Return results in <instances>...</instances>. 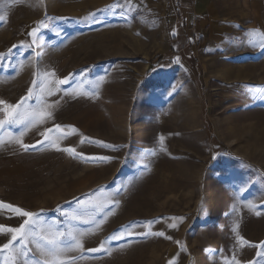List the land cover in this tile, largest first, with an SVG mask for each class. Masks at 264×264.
<instances>
[{
    "label": "rangeland",
    "instance_id": "obj_1",
    "mask_svg": "<svg viewBox=\"0 0 264 264\" xmlns=\"http://www.w3.org/2000/svg\"><path fill=\"white\" fill-rule=\"evenodd\" d=\"M0 17V100L31 87L21 112L51 106L33 125L0 111V201L65 233L64 264L264 260V37H224L174 0H0ZM24 219L0 209V225Z\"/></svg>",
    "mask_w": 264,
    "mask_h": 264
},
{
    "label": "snow or ice",
    "instance_id": "obj_2",
    "mask_svg": "<svg viewBox=\"0 0 264 264\" xmlns=\"http://www.w3.org/2000/svg\"><path fill=\"white\" fill-rule=\"evenodd\" d=\"M0 19H3V17H0ZM40 25L43 27H47L46 24H44L43 21L40 22ZM36 31V30H34ZM175 34V33H173ZM29 35H32V33H29ZM15 47V45L13 46ZM261 47H264V42L261 43ZM3 54H0V57H2ZM104 78L101 77L100 80L102 81ZM67 78L61 79L57 81L58 84H65L67 83ZM49 94L51 92L49 91ZM33 96V89L30 87L28 89V95L27 97H22L21 101L18 102L16 105L11 104H5V101L0 100V105H4V108H0V111H3L5 115L9 118L10 122H27L29 125H33L36 123H42L45 117H48L51 115V112L46 111V108L51 107L50 105H46L41 107L38 111H32V112H21V106L24 104L26 99H31ZM6 121L0 120V126H2ZM62 128L61 125L57 124L55 125L56 131H60ZM52 129H47L46 132L43 134L45 136V140H49V136L47 133L51 132ZM75 131V129H73ZM23 135V133H21ZM16 143H19L21 147L24 148L25 151L28 150V146L24 145L20 139L16 140ZM53 146L56 145L53 143ZM64 151L73 153L75 152V149L73 148H66ZM107 159V158H104ZM118 203V201H117ZM106 205H96L98 210H102L103 207ZM7 208L8 210L19 214L26 219H24L23 223H21L18 227H7L4 225H0V232H7L11 234V238L8 239L6 243L3 245H0V252H3L4 250L10 249V246L14 245V242L19 241L20 247L18 250L13 249L12 256L8 258L7 264H15V260L19 258V256L22 254L25 257V264H28L27 256L28 251L30 250L28 248L29 243L35 244L36 248L40 251L41 255L45 257L43 261L36 260L35 264H64V261L60 259V257L63 255V253L66 250L61 247L60 245V237L66 235L63 232L54 231L52 228H43L41 227L40 231L37 232L36 224L38 220V214L32 213L29 211L22 210L19 207L5 204L3 201H0V209ZM63 215L69 216L71 219H79L80 215L76 212L72 213H63ZM176 219V218H173ZM182 219V218H180ZM85 223L95 222V217H91L89 220L84 221ZM174 226V225H172ZM96 227H99V224L96 225ZM46 234V235H45ZM87 232H68L67 235L71 237V240L73 242V246L76 248H83L82 244V238L87 235ZM131 234V233H128ZM148 234H154L158 236H162V232L157 233H148ZM121 236L116 235L113 237V239H120ZM238 240L240 241L241 245H248L250 242L247 240H244L242 237L238 236ZM40 241H44L43 244L40 243ZM253 247H256L257 249H260V251L257 252V257L264 258V242H260L258 244L252 245ZM104 248V242L102 241L100 246L95 249H90L89 251H100ZM50 258V259H49ZM236 264H240L239 261L236 262ZM249 264H253V262H249ZM259 264H264V260H261Z\"/></svg>",
    "mask_w": 264,
    "mask_h": 264
},
{
    "label": "crops",
    "instance_id": "obj_3",
    "mask_svg": "<svg viewBox=\"0 0 264 264\" xmlns=\"http://www.w3.org/2000/svg\"><path fill=\"white\" fill-rule=\"evenodd\" d=\"M174 1L176 17L194 14L210 26H224V37H264V0Z\"/></svg>",
    "mask_w": 264,
    "mask_h": 264
},
{
    "label": "trees",
    "instance_id": "obj_4",
    "mask_svg": "<svg viewBox=\"0 0 264 264\" xmlns=\"http://www.w3.org/2000/svg\"><path fill=\"white\" fill-rule=\"evenodd\" d=\"M171 50H173V49H171Z\"/></svg>",
    "mask_w": 264,
    "mask_h": 264
}]
</instances>
